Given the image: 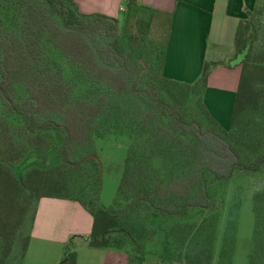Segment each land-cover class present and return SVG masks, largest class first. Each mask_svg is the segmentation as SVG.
I'll return each mask as SVG.
<instances>
[{"label":"trees","instance_id":"16d2710c","mask_svg":"<svg viewBox=\"0 0 264 264\" xmlns=\"http://www.w3.org/2000/svg\"><path fill=\"white\" fill-rule=\"evenodd\" d=\"M127 5L136 17L122 31L78 0H0V264H24L44 198L79 202L94 219L89 246L126 264H143L160 231L171 264H212L221 222L212 184L264 173V0L237 30L243 60L228 130L204 100L219 64L207 62L194 84L166 78L172 14ZM112 134L130 143L117 198L104 207L94 141ZM54 152V164L34 165ZM241 207L229 209L218 264L234 262ZM195 208L208 215L188 221ZM254 213L248 264H264V192ZM160 217L179 220L163 228ZM60 264H77L73 239Z\"/></svg>","mask_w":264,"mask_h":264},{"label":"crops","instance_id":"0c3cea01","mask_svg":"<svg viewBox=\"0 0 264 264\" xmlns=\"http://www.w3.org/2000/svg\"><path fill=\"white\" fill-rule=\"evenodd\" d=\"M125 1L78 0V3L85 14L99 13L118 20L121 11L126 10ZM141 3L172 14L164 66L166 78L194 84L207 62L219 64L210 76L204 100L211 115L228 130L238 85L230 72L238 58L236 34L240 22L248 19L259 0H141ZM93 224L92 215L77 201L42 199L24 264H60L72 239L77 264H126L120 254L89 246L87 240Z\"/></svg>","mask_w":264,"mask_h":264},{"label":"rangeland","instance_id":"374dc122","mask_svg":"<svg viewBox=\"0 0 264 264\" xmlns=\"http://www.w3.org/2000/svg\"><path fill=\"white\" fill-rule=\"evenodd\" d=\"M123 8L126 10L121 11L118 18L120 29L122 31H124L126 25L124 20L126 21L129 17H131L132 21L135 20L136 17V14L129 12L127 1L124 2ZM142 16L143 19H145L147 15L142 14ZM261 18L263 23L261 27V36H263L264 13ZM159 34L160 30L157 29L155 36H158ZM237 65L238 64H236V66ZM230 72L231 76H233V78L238 81L240 75V68L234 66ZM129 143L130 140L128 137L116 134L108 135L105 138H96L94 141L96 157L101 163L102 190L100 202L104 207L112 206L117 198L119 184L123 175V166L128 156ZM39 156H41L42 160H39L37 162L33 161L36 162L34 165L47 167L56 162L55 152ZM211 191L215 200V211L221 214V222L219 225L217 241L214 248V261L212 264H218L222 246V238L224 235L225 228L227 226L228 212L230 207L235 203V201H240L242 207L237 238V248L233 264H248L249 255L252 253L255 247L254 233L256 218L254 213V196L257 193L264 192V173L238 174L231 181L221 184L213 183ZM206 215H208V213H204L199 209L195 208L191 210L188 221L195 222ZM157 220L161 221L160 223H163V228H165L167 226L175 224L176 222H178L179 219L171 217H160L157 218ZM164 244L165 235L163 231H160L157 237L150 244L148 253L145 255V261L143 262V264H171L168 260H166L167 258L163 257V254H165V251L163 249ZM18 256L19 251L16 250L13 254L12 261Z\"/></svg>","mask_w":264,"mask_h":264},{"label":"water","instance_id":"95a60500","mask_svg":"<svg viewBox=\"0 0 264 264\" xmlns=\"http://www.w3.org/2000/svg\"><path fill=\"white\" fill-rule=\"evenodd\" d=\"M242 60H243V56L240 55V56L237 58V60H235V61L233 62V65L240 64V63L242 62ZM95 158H97V157L95 156ZM97 159H98V158H97Z\"/></svg>","mask_w":264,"mask_h":264},{"label":"built area","instance_id":"2783aa9c","mask_svg":"<svg viewBox=\"0 0 264 264\" xmlns=\"http://www.w3.org/2000/svg\"><path fill=\"white\" fill-rule=\"evenodd\" d=\"M123 10V9H122Z\"/></svg>","mask_w":264,"mask_h":264}]
</instances>
